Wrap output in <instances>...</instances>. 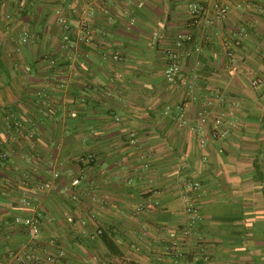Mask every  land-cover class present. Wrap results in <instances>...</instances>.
<instances>
[{"label": "crops", "instance_id": "crops-1", "mask_svg": "<svg viewBox=\"0 0 264 264\" xmlns=\"http://www.w3.org/2000/svg\"><path fill=\"white\" fill-rule=\"evenodd\" d=\"M194 1L0 0V264H264V0L205 28ZM218 115L233 127L213 140ZM29 216L35 238L14 222Z\"/></svg>", "mask_w": 264, "mask_h": 264}, {"label": "built area", "instance_id": "built-area-1", "mask_svg": "<svg viewBox=\"0 0 264 264\" xmlns=\"http://www.w3.org/2000/svg\"><path fill=\"white\" fill-rule=\"evenodd\" d=\"M235 3L236 8H240L245 4L246 0H196L190 5L189 10V19L192 26L197 28H205L207 25L212 24L214 20H224L227 14L231 10V3ZM59 14V13H57ZM58 21L63 24L64 20L59 18ZM79 28L83 33V36L79 39L84 43H88L91 39L89 32V25L86 20H82L79 24ZM202 30V29H201ZM245 30L239 28L235 33L231 35L228 39L222 41V47L227 52V56L232 64H235L237 60V51L241 46L242 38L245 36ZM187 41H191V37L186 38ZM195 51H200V48L197 47ZM117 61H121L120 54L116 53ZM167 61L164 69V77L168 83H175L179 73L181 71L180 57L177 53L172 50L166 51ZM198 66V61H195L194 65L191 68V77L196 76V70ZM252 85H256V82H253ZM199 124L201 128L207 127V120L203 112H199ZM233 127L232 123L224 116L218 115L214 117L211 127L208 132L210 139L216 140L218 138L226 137L229 134V131ZM144 168H147V165H144ZM57 176V175H55ZM79 181L74 179L72 181L73 185H77ZM199 189V184L197 182H188L184 185V191L182 194V201L185 204V211L188 216V226H192L194 221L198 219V211L195 204L191 201V194L196 192ZM145 209H153V204L150 202H143L136 206L135 211L141 212ZM14 222L16 224L22 225L26 228L30 237L35 238L39 235V221L34 216L15 218ZM98 234L101 232L98 231ZM167 254L172 259H179L183 257V252L177 247L175 243L167 249ZM64 255L63 251H60L56 255H47L43 259L39 258L36 255H33L32 261L33 264L41 263H53L60 257ZM187 264H198L197 260H193Z\"/></svg>", "mask_w": 264, "mask_h": 264}, {"label": "trees", "instance_id": "trees-1", "mask_svg": "<svg viewBox=\"0 0 264 264\" xmlns=\"http://www.w3.org/2000/svg\"><path fill=\"white\" fill-rule=\"evenodd\" d=\"M225 54L227 55V52L225 51ZM228 57V56H227ZM25 230H26V228H24ZM26 232H27V230H26ZM28 233V232H27ZM101 234V233H100ZM100 234H98V235H100ZM111 247L109 246V249H110Z\"/></svg>", "mask_w": 264, "mask_h": 264}]
</instances>
